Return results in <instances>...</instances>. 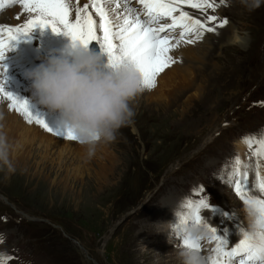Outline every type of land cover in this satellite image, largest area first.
I'll use <instances>...</instances> for the list:
<instances>
[{"label": "rangeland", "instance_id": "374dc122", "mask_svg": "<svg viewBox=\"0 0 264 264\" xmlns=\"http://www.w3.org/2000/svg\"><path fill=\"white\" fill-rule=\"evenodd\" d=\"M30 2L0 0V39L7 40L9 29L15 35L37 15L25 6ZM67 2L70 19L84 4L90 5L87 11L97 21L100 38L96 8L122 18L118 31L126 27L125 20L129 25L148 22L147 13L134 18L133 11H122L113 0ZM211 2L214 8L181 5L215 29L200 28L203 41L184 43L172 33L178 26L168 27L172 23L162 24L164 32H159L162 25L157 29L160 37L170 38L173 46L167 55L173 62L155 76V87L145 88L131 102L133 121L114 141L102 143L90 160L58 129L54 114L31 102L26 77L28 70L70 44V37L48 27L49 39H42L37 26V36L31 31L10 43L3 58L14 61L18 69L12 74L0 67V87L27 101L33 122L0 93V112L13 116L0 124L12 145L10 159L16 169L8 178L0 172V261L180 264L177 249L183 241L169 243L166 223L174 221L172 209L183 205L189 211L186 205L200 200L208 205L199 210L200 217L228 242L223 251L239 244L241 230L248 227L249 206L237 194L236 182H242L245 198L264 200L259 188L264 182V3L249 12L239 0L229 5ZM209 16L228 23L216 27L219 21H209ZM165 19L161 16L154 24ZM232 29L244 34V47L225 44ZM221 32L225 38L217 40ZM88 47L106 59L96 39ZM37 116L59 134L35 123ZM198 243L208 264L213 259L220 264H258L242 251L232 257L218 254L210 232ZM211 250L209 258L205 252Z\"/></svg>", "mask_w": 264, "mask_h": 264}, {"label": "clouds", "instance_id": "9594fccd", "mask_svg": "<svg viewBox=\"0 0 264 264\" xmlns=\"http://www.w3.org/2000/svg\"><path fill=\"white\" fill-rule=\"evenodd\" d=\"M232 0H224L225 5ZM245 10L252 12L264 0H239ZM242 41L244 34L238 33ZM30 81L31 102L54 114L58 129L70 133L83 148L87 160L98 147L116 139L122 127L133 121L131 102L145 90L139 71L127 61L110 65L100 52L71 42L50 54L43 62L26 72ZM4 113L0 112V121ZM0 124V172L5 178L16 169L10 159L12 145ZM174 221L166 223L164 232L169 243L179 239L198 243L207 239L208 224L201 218L194 222L183 205L172 209ZM248 227L242 229L252 251L264 256V223L252 207L246 208ZM180 264H208V259L194 247L177 249Z\"/></svg>", "mask_w": 264, "mask_h": 264}, {"label": "snow or ice", "instance_id": "6c2138e0", "mask_svg": "<svg viewBox=\"0 0 264 264\" xmlns=\"http://www.w3.org/2000/svg\"><path fill=\"white\" fill-rule=\"evenodd\" d=\"M182 2H189V0H182ZM144 7L148 10L149 14L155 13L158 16L167 17L171 15V12L175 9L171 4L160 2V0H141ZM223 4L224 0H220ZM30 11H34L37 15L30 20L22 30H16V34H11L12 29H9V34L7 35V40L0 39V59H3L5 49L9 48V45L13 41H17L20 37L27 36L33 28L39 26L41 29L44 27H50L53 32L63 31L65 35L70 37L73 43H78L81 46L87 47L90 42L96 39L99 42L100 50L106 55V59L110 65H115L119 61H127L133 65L140 73L142 78V83L145 88L155 87V76L163 71V69L170 65L173 61L171 57L167 55L169 48L173 45L169 44V37L167 35L160 37L156 29L146 28L139 24L129 25L128 21L125 20L126 27L121 28L120 31L113 33L112 22L107 18L106 13L102 8H96V14L100 17L99 20V31L103 33V37H97L96 35V25L97 21L92 18V15L87 11L90 7L89 4H84L82 9H77L75 13V18L70 19L71 7L67 0H33L25 5ZM193 8H214L215 6L210 3L199 4L190 3ZM182 19H188V21L193 26H198L206 31H214L212 27H206L200 20H193L186 16V13H181ZM209 21H215V16H209ZM228 23L225 18L219 21L216 27H224ZM176 20L173 17L172 25L168 27H175ZM187 28L186 25H182ZM189 31L192 29H188ZM165 26L162 25L159 28V32H164ZM197 30V35H201ZM181 38L184 37V32H181ZM118 41V44L113 43V41ZM187 43H194V39H188ZM2 75V71H0ZM0 93L11 101L9 105L17 112L28 118L29 122H33V116L29 110L27 101H20L15 98L11 93L5 92L2 87H0ZM35 123L39 124L41 127L54 134H59L54 132L44 120L40 119L38 116L34 120ZM70 140H74V137L70 133H65ZM264 143V142H262ZM246 179V174H245ZM259 182V176L257 177ZM242 182L237 181L235 188L238 195L244 199V203L249 207H252L258 216L261 223H264V200L245 198L242 190ZM247 185L244 184V189ZM259 188L264 192V182H259ZM186 207L189 209V215L191 219L199 223L201 217L199 215V210L201 208L208 207L207 202L204 200L198 201L196 204L189 202ZM208 231L212 233V239L217 242L215 251L218 254L227 255L229 257L234 256L238 252H245L249 260L257 261L258 264H264V256H260L254 251H252L248 239L245 237L239 241V244L231 248V251L224 252L223 245L227 242L226 239L221 238V236L216 235L217 229L208 228ZM183 245H188L199 250V243H191L183 241ZM0 264H5L4 261H0ZM212 264H220L218 259H213ZM243 264V262H242Z\"/></svg>", "mask_w": 264, "mask_h": 264}, {"label": "bare ground", "instance_id": "6f19581e", "mask_svg": "<svg viewBox=\"0 0 264 264\" xmlns=\"http://www.w3.org/2000/svg\"><path fill=\"white\" fill-rule=\"evenodd\" d=\"M211 1L212 0H189V2H182V0H160V2L171 4L175 10L171 12L170 16H167V19H165L163 21H159L158 23L154 24V21L157 18L161 17V16H158L155 13H152L150 15L148 10L144 7V4L141 3V0H113V2L116 3V5H117V7H119V9H123L122 11H129V10L133 11L134 12V16H133L134 18L143 16L144 14L147 13L146 20L148 22H145L142 25V26H144L146 28H152V29H156L157 30L164 23H169V24L173 23V17H174L175 20H176V23H178V24H176L178 27H176V29L173 30L172 33H176L177 32L176 36L177 37H179V36L181 37V35H180L181 32H184V37H183V40H182L184 43H187L186 41L188 39H194L195 42L203 41L202 38H201L202 35H199V36L197 35V30L200 33L202 32V30L200 28H198V26H193L188 21V19H182L180 14L181 13H186L187 17L192 18L193 20H200L202 23L205 22L206 18L205 17H196V18H194L193 16H190V14L188 12H186L182 8L183 6H181V5H190V3H199V4L210 3V4H213ZM213 1H214V3L220 2V0H213ZM236 2H238V0H236ZM133 5H134V7H132ZM104 12L106 13L107 18L112 22V25H114L112 27L113 33L118 32V30L116 28L118 27L119 22L122 21V18L119 15H117V14L111 15L110 12L105 11V10H104ZM218 13L220 15V12H218ZM224 15H225L224 11L221 12L220 18H223ZM220 18L217 17L215 22L220 21ZM182 25H186L187 28L183 27ZM43 29L44 30L42 31L41 29L36 28L37 32L39 33V35H40V37L42 39H45V38L49 39L48 35H49V32H50V29L48 27H44ZM188 29H192V30L189 31ZM32 31L35 33L34 29ZM3 33L4 32L2 30H0V35H3ZM228 34L229 35L225 39V44L226 45L229 44V43H233V44L236 43L237 46L244 47L246 40L243 38L242 41L238 42L239 37H238V33L235 30H233V29L229 30ZM36 36H37V34H36ZM34 37L33 38L31 37V38L35 40L36 38H34ZM224 38H225V33L221 32V34L218 36L217 40H223ZM32 48H34L33 45H32ZM43 48H46V46H44ZM6 52H7V50L5 49L4 53H6ZM13 62L14 61H12L10 59H7V58L0 59L1 70L5 71L6 68H9V71H7V72L11 71L12 74L15 73V72L12 71V69L15 68L17 70L18 69V67H17L18 64L13 65ZM2 64H4V66ZM6 79L7 78H4L3 80H6ZM9 117H10L9 115L4 116V120H6ZM12 117L13 116H11L10 118H12ZM55 131H57V130H55ZM158 210H159V208L156 211H158ZM172 243H174V242H172ZM209 244H210L209 245L210 248L212 249L213 242L210 241ZM205 253L208 255L209 258H211L212 250L209 251V252H205ZM209 264H211V262Z\"/></svg>", "mask_w": 264, "mask_h": 264}]
</instances>
